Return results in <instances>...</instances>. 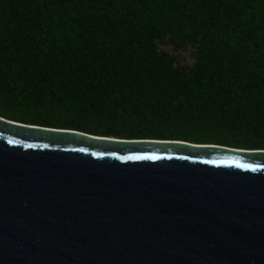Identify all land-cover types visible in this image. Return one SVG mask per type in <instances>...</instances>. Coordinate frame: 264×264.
Here are the masks:
<instances>
[{
    "label": "trees",
    "instance_id": "trees-1",
    "mask_svg": "<svg viewBox=\"0 0 264 264\" xmlns=\"http://www.w3.org/2000/svg\"><path fill=\"white\" fill-rule=\"evenodd\" d=\"M0 116L264 149V0H0Z\"/></svg>",
    "mask_w": 264,
    "mask_h": 264
},
{
    "label": "water",
    "instance_id": "water-1",
    "mask_svg": "<svg viewBox=\"0 0 264 264\" xmlns=\"http://www.w3.org/2000/svg\"><path fill=\"white\" fill-rule=\"evenodd\" d=\"M0 264H264V149L0 116Z\"/></svg>",
    "mask_w": 264,
    "mask_h": 264
},
{
    "label": "rangeland",
    "instance_id": "rangeland-1",
    "mask_svg": "<svg viewBox=\"0 0 264 264\" xmlns=\"http://www.w3.org/2000/svg\"><path fill=\"white\" fill-rule=\"evenodd\" d=\"M164 48H167L171 50V47L163 46ZM179 57V62L182 65L191 66L195 62V56L192 47H188L185 49H180L177 52H175Z\"/></svg>",
    "mask_w": 264,
    "mask_h": 264
},
{
    "label": "snow or ice",
    "instance_id": "snow-or-ice-1",
    "mask_svg": "<svg viewBox=\"0 0 264 264\" xmlns=\"http://www.w3.org/2000/svg\"><path fill=\"white\" fill-rule=\"evenodd\" d=\"M134 159H139V158H141V157H133ZM150 158H152V159H155V158H157V157H150Z\"/></svg>",
    "mask_w": 264,
    "mask_h": 264
}]
</instances>
